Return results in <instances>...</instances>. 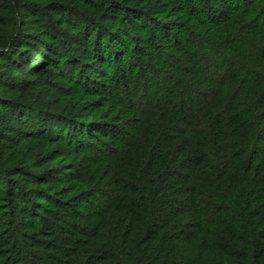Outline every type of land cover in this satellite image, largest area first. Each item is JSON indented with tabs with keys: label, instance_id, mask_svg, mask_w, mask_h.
Here are the masks:
<instances>
[{
	"label": "trees",
	"instance_id": "trees-1",
	"mask_svg": "<svg viewBox=\"0 0 264 264\" xmlns=\"http://www.w3.org/2000/svg\"><path fill=\"white\" fill-rule=\"evenodd\" d=\"M0 264H264V0H0Z\"/></svg>",
	"mask_w": 264,
	"mask_h": 264
}]
</instances>
